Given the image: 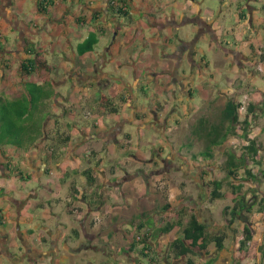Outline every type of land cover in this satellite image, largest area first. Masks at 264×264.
Returning a JSON list of instances; mask_svg holds the SVG:
<instances>
[{
	"label": "crops",
	"instance_id": "1",
	"mask_svg": "<svg viewBox=\"0 0 264 264\" xmlns=\"http://www.w3.org/2000/svg\"><path fill=\"white\" fill-rule=\"evenodd\" d=\"M37 1L0 0V99L41 87L24 140L0 143V264H245L241 230L264 241V207L248 222L222 214L250 194L223 166L249 156L225 109L247 91L259 161L264 93L249 71L264 65V0H54L45 12ZM248 169L264 179V160ZM212 180L223 197L209 199ZM191 213L207 235L226 234L222 249L171 251Z\"/></svg>",
	"mask_w": 264,
	"mask_h": 264
},
{
	"label": "trees",
	"instance_id": "2",
	"mask_svg": "<svg viewBox=\"0 0 264 264\" xmlns=\"http://www.w3.org/2000/svg\"><path fill=\"white\" fill-rule=\"evenodd\" d=\"M53 1L54 0H38L36 8L38 11L45 12L46 7L52 5ZM95 42H96V39L94 35H89L87 39L83 41L82 43L83 45L81 44L79 46V52H84L86 50L91 49ZM25 90L27 94L29 95V99H27L26 95H22L19 99L6 101V102L0 99V123L1 125L7 126V129H4V130L2 128L0 129L2 138L6 140V141H3L4 143L20 144V140H18V138H20V135L24 132L22 130L23 126L17 119H23V120L26 119V121H28L29 119L31 120L32 118L30 117L32 116V114L30 115L32 110L29 108L34 107V103L38 100L35 97V92H38L39 90H41V87L34 83H29L28 85H26ZM40 99L41 97L39 98V100ZM24 102H26V104H24ZM238 106H239V103L229 105L225 109V118H228L231 121L230 125L232 127L237 124L241 126V129L243 130L244 138L248 141V145L244 147V152L248 154L249 156H245L243 154L239 158H236L233 153L229 154V159L223 166L227 170V176L233 178V180L252 182V180L255 179V175H253L250 172V170L248 169V166L252 163L259 162L256 159L257 150L259 149L258 148L259 142H257L255 139H251L247 137L248 127H249L248 125H250V121L248 120V115L249 113L253 112L254 105H251V104L248 105L246 117L243 121H239V117L237 114ZM7 115H11V116L8 117ZM216 132L218 131H213V134ZM11 134H12V137L15 139L9 141L6 138L7 136ZM225 138H226V134H224V137L221 140L213 138L212 143L220 144ZM3 142L0 138V143H3ZM205 154L208 156L211 155V152L209 151V149H206ZM239 168H244L246 174L250 176L251 178L248 177V178L238 179V177H236L235 171ZM89 173L90 172L88 169L83 171V174L86 176L87 183H90L93 181V178L89 175ZM209 185H212L211 190H210V195H209L210 200H214L216 198H221L224 196V194L220 191L221 186H222V180H212L210 181ZM238 186L239 188H241V184H239ZM239 190L240 189H238V191ZM254 195H255V198H258V200L253 201L251 207H246L247 213H251L255 205H258L257 207L258 211H261L262 208L264 207V195L263 194L261 195L254 194ZM253 198L254 197H252V200ZM246 204H248L247 200L244 201L242 197H239L237 200L234 201L233 205L225 206L223 208L222 214L226 218L229 224L233 220L239 219V212L243 210V208H245ZM228 216H230V219H228ZM168 230H169L168 225L157 229L158 232L159 231L167 232ZM148 232L150 234V231ZM252 235H253V229L249 227L247 224H244L241 230V238L239 240L238 260H242L246 257L255 258L257 251L259 252L260 255L264 257V241H262L259 245H257L256 242L252 240ZM225 237H226V234L224 232H219L218 234H215V235L212 234L210 236L207 235L205 232L204 224L201 223L197 219V216L195 214L191 213L188 216L186 226L184 227V229H182L181 236L176 237L172 241L171 251L177 255H186L187 253L191 252V248L196 247V248L203 250L209 241H213L216 249L220 250L223 248V241ZM140 239L141 240H135V242L145 241L148 239V237L145 235L144 236L140 235ZM255 245H256V249H255Z\"/></svg>",
	"mask_w": 264,
	"mask_h": 264
},
{
	"label": "rangeland",
	"instance_id": "3",
	"mask_svg": "<svg viewBox=\"0 0 264 264\" xmlns=\"http://www.w3.org/2000/svg\"><path fill=\"white\" fill-rule=\"evenodd\" d=\"M209 1H211V0H207L206 1V3L205 4H208V2ZM246 12V11H245ZM234 73V72H233ZM232 73V74H233ZM249 74H250V76L251 77H253V76H257V80H258V85H259V87L261 88V92L262 93H264V65H262V66H260V67H258V68H252V70L251 71H249ZM249 74H247L246 72H245V76L247 75V77H249L248 75ZM240 75L241 74H239L238 73V81H240V80H244V77L243 78H241L240 77ZM244 82V81H243ZM245 94H247V91H246V93ZM247 96H248V94H247ZM262 97V96H261ZM249 96H248V101H249ZM260 98H258V100H259ZM257 100V101H258ZM250 104H251V102H249ZM24 104H26V102H24ZM34 105H35V103H34ZM36 106H38L37 104L35 105V107ZM254 111L255 110H253V112L251 113V114H253L254 113ZM35 112V110L34 111H32L31 113H30V115L32 114L33 115V113ZM34 115H35V113H34ZM8 117H10L11 115H7ZM13 117V116H12ZM30 117H32V116H30ZM239 117V116H238ZM240 120L239 121H243V120H241V117L239 118ZM20 123H21V125L24 127V126H26V125H28V124H26V119H17ZM30 120V119H29ZM28 120V121H29ZM250 121V125H253V129H255L256 128V124H257V121L255 120V118L254 119H252V116H251V120H249ZM18 122V123H19ZM258 123H260V122H258ZM24 124H26V125H24ZM29 125H31V123L29 124ZM29 125L27 126V127H25V128H22V130H24V129H27L28 127H29ZM231 128L233 129V127L231 126ZM0 129H1V123H0ZM232 129H230V130H232ZM256 130V129H255ZM23 134V133H22ZM27 136H30V130L28 129L27 130V132L25 133ZM215 135H219L220 136V133H218V132H216V133H214ZM230 134H233V133H230ZM31 137V136H30ZM29 137V138H30ZM0 138H1V140H2V142L3 141H6V140H4L3 138H2V136H1V132H0ZM244 138V137H243ZM7 140H14L15 138H13L12 137V134L11 135H9V136H7V138H6ZM17 139V138H16ZM20 141H23L24 139L23 138H18ZM257 139V138H256ZM31 140V139H30ZM260 160H259V163H260V161H261V164H258L257 165V163H252V164H250L248 167H253L254 168V170L256 171H259L261 168H262V164H263V160H264V154H262L261 153V156H260V158H259ZM257 166H258V168H257ZM246 177H249V178H251L250 176H248L246 173H245V176L243 177V178H246ZM256 177H257V175H255V179H253L252 180V182H246V181H239V183H237V185L236 186H234V189L236 190V191H238V189H240L241 190V188H239V184H241V187H242V189L244 190V183H247L248 185H249V187L248 188H246L244 191L245 192H248L249 191V202L250 201H257L258 200V198H255V195L254 194H257V195H261V192L260 191H263V195H264V179H262L263 178V176H260L259 175V179H256ZM240 178V177H239ZM238 178V179H239ZM243 178H240V179H243ZM234 182H235V180H234ZM233 182V183H234ZM234 184H236V183H234ZM226 189H228V190H230V186L229 185H226ZM244 193V192H243ZM252 197H254L253 198V200H252ZM226 201H225V199H220L219 201H217L215 204H214V209H217V207L218 206H221V205H223L224 203H225ZM58 207L60 208V211L61 212H65V213H67L66 212V209H65V207L63 206V204L62 203H59V205H58ZM257 207H258V205H255L254 207H253V209H252V211H256V212H258V213H260V212H262L263 211V208H262V210L261 211H258L257 210ZM251 211V212H252ZM62 213V214H63ZM215 216H219V213H218V211L217 212H215V214H214ZM264 214H258L257 215V219H256V221L255 222H262L263 220H264V216H263ZM184 229V228H183ZM181 234H182V231H181ZM181 234L179 235V236H181ZM90 250V249H89ZM89 250H87V252H92L93 254H95L96 252H98V251H93V250H91V251H89ZM95 250H97V249H95ZM260 255V254H259ZM245 259V258H244ZM254 259L255 258H249V260H247V262H245V264H251V263H255V264H263V262H264V257L262 256V255H260V259H259V261H257V262H255L254 261ZM93 261V259H90L89 260V262H92Z\"/></svg>",
	"mask_w": 264,
	"mask_h": 264
},
{
	"label": "built area",
	"instance_id": "4",
	"mask_svg": "<svg viewBox=\"0 0 264 264\" xmlns=\"http://www.w3.org/2000/svg\"><path fill=\"white\" fill-rule=\"evenodd\" d=\"M248 96L247 94H243L242 98L238 101L239 106H238V116L239 118L241 117V120H244L246 117L247 113V105H248ZM241 115V116H240ZM240 120V119H239ZM171 196V195H169ZM146 234V233H145ZM241 238V237H240Z\"/></svg>",
	"mask_w": 264,
	"mask_h": 264
},
{
	"label": "flooded vegetation",
	"instance_id": "5",
	"mask_svg": "<svg viewBox=\"0 0 264 264\" xmlns=\"http://www.w3.org/2000/svg\"><path fill=\"white\" fill-rule=\"evenodd\" d=\"M245 201V200H244ZM252 201H250V202H248V204H246V206H245V208H243V210H241L240 212H239V219H242L243 217L246 219V221L245 222H248L247 221V217L244 215L245 213L247 214V212H246V207H251L252 206Z\"/></svg>",
	"mask_w": 264,
	"mask_h": 264
},
{
	"label": "water",
	"instance_id": "6",
	"mask_svg": "<svg viewBox=\"0 0 264 264\" xmlns=\"http://www.w3.org/2000/svg\"><path fill=\"white\" fill-rule=\"evenodd\" d=\"M242 221H246V219L245 218H242ZM248 225H250V223H248Z\"/></svg>",
	"mask_w": 264,
	"mask_h": 264
}]
</instances>
